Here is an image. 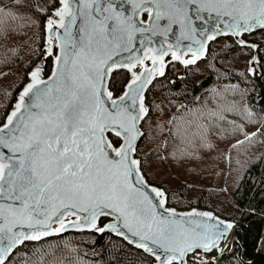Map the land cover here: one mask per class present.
Wrapping results in <instances>:
<instances>
[{
  "label": "snow or ice",
  "instance_id": "snow-or-ice-1",
  "mask_svg": "<svg viewBox=\"0 0 264 264\" xmlns=\"http://www.w3.org/2000/svg\"><path fill=\"white\" fill-rule=\"evenodd\" d=\"M59 3L62 9L55 15L65 38L53 29L57 21L49 19L47 23L53 38L61 41L62 54L57 57L56 71L47 81L38 79L39 70L32 72L33 82L24 88L14 109L0 121V264H5L25 241L65 230L66 215L77 216V220L95 227L99 217L112 212L117 213V223L107 228L153 257L155 264H214L216 258L210 260L208 254L220 249L219 241H227L233 225L191 218L216 219L211 213L185 214L188 218L184 220L177 219L174 209H165L168 216L158 215L157 203H153L145 188L150 187L155 193L161 208L164 192L147 185L140 171L141 162L132 158L133 142L143 135L137 122L148 114L143 93L151 83L152 70L133 73V79L119 97L113 98L104 85L114 67H127L131 71L136 66L123 60L117 62L115 57L121 52H133L137 33L155 34L157 27H163L166 34L171 23L191 28V10L195 19H203L201 13L227 18L230 21L226 23L227 29L239 36L264 29V0H59ZM125 5H130V12ZM141 14H147V21L139 19ZM77 19L82 21L81 35L72 38L71 29ZM162 19L169 24L155 23ZM150 21L153 23L148 28L139 26ZM164 54L161 51V59ZM172 56L180 59L175 52ZM147 58L155 64L153 57ZM126 59L143 64L138 56ZM112 135L122 139L119 148L109 139ZM110 150L118 160L110 159ZM53 222L60 224V228L52 229ZM25 228L28 230H21Z\"/></svg>",
  "mask_w": 264,
  "mask_h": 264
},
{
  "label": "trees",
  "instance_id": "trees-1",
  "mask_svg": "<svg viewBox=\"0 0 264 264\" xmlns=\"http://www.w3.org/2000/svg\"><path fill=\"white\" fill-rule=\"evenodd\" d=\"M58 3L43 10L36 0H0V121L35 66L42 64L45 77L51 71L55 51L47 49L45 24ZM243 39L256 47L221 37L204 58L171 63L153 80L134 153L168 208L207 210L236 223L229 251L216 264H264V30ZM129 78L126 70L111 74L113 96ZM106 220L96 230L25 242L5 264H155L119 236L98 231Z\"/></svg>",
  "mask_w": 264,
  "mask_h": 264
},
{
  "label": "water",
  "instance_id": "water-1",
  "mask_svg": "<svg viewBox=\"0 0 264 264\" xmlns=\"http://www.w3.org/2000/svg\"><path fill=\"white\" fill-rule=\"evenodd\" d=\"M125 8L128 9L129 12L131 11L130 5H125ZM59 9H62V5L60 3H58V6L52 10L53 16L50 15L47 18V20H46L45 35H46V41H47V49L48 50L51 49V53L55 51V55L53 57V64H52V68H51L50 73L45 77L43 75V69H41L40 75L38 77V79H40V80L47 81L49 79V77L52 76V74L56 71V68H57V64H56L57 57L61 56V54H62L61 53V49L59 47L60 42H61L60 39L53 38V33L49 32L48 31V27H47L48 20L49 19L53 20L55 12L57 10H59ZM189 15L193 17L191 28H189L187 26H182L179 23H171L170 30L167 31L166 34L163 31V27H157L154 30L155 34L153 33V31H148V32H145V33H142V34L141 33H137L136 34V39L134 41L135 48L133 49V52L132 53L121 52L119 56L115 57L117 62L123 60L125 63H135L136 66L133 67L131 71H129V69L127 67H114L111 70V72L109 73L108 78H107V80L105 82V85H104L105 90L106 91H110L109 87H108L109 81H110V77H111V74L114 71H116V70H126L128 72H133L134 70L140 68L138 71H135V73L137 75H139L141 73H144L145 69H150V70H152V74H151V83H152L155 78H157L158 76H161V72H163V74L165 73L168 65H170L171 63H178V64H181V65H188V64H193V63H184V61L195 60V62H197L198 60L204 58L206 53H207L208 45L213 40L219 39L221 37H231V38L234 39V41L239 46H252L251 43H249V42H247V41H245L243 39V35L244 34H251V33H255V32L264 30V29H257V30H255L253 32H244L241 35L236 36V35H232L231 32L227 29L226 23H230V21L227 18L218 17L215 13H211V14H209V13H201V15L204 18L203 19H195V12L191 11V10L189 11ZM139 19L147 21V19H148L147 14H141ZM222 20L224 22H222ZM58 22H59V17H58L57 24L53 25V29L55 30V32L59 33L61 38H65L64 37V29L59 28V23ZM65 23H67V17L65 18ZM151 23H153V22L150 21L148 23H145V24L139 25V26L148 28ZM155 23L160 25V26H164V25L169 24V21L162 19V20H159V21H155ZM81 24H82V21L80 19H77L76 24L71 29L72 38L80 37V35H81V32H80ZM192 29H194V31ZM211 36H215V38L214 39L208 38V37H211ZM141 41H143V44H141ZM240 41H244L245 44L242 45L240 43ZM161 51L166 53V54L163 55L162 59L160 58ZM173 52H175L176 55L180 57V59H173V56H172ZM130 55L138 56L141 60H143V64H140V63H138L136 61H128L126 58L128 56H130ZM147 57H153L155 59V64H153V60L152 59H149ZM254 58L256 59V57H254ZM37 70H39V68H36V66H35L30 71L29 80L23 85L21 90L18 92L16 101L14 103V106L17 103L18 98H19L20 94L23 92L24 88L28 84L33 82L32 77H31V73L35 72ZM132 79H133V77H130L128 82H127V84ZM151 83L148 84L146 86V88H145V91L143 93L144 98H145V94H146L149 86L151 85ZM126 85H125V88H124L123 92L126 90ZM123 92L119 96L123 95ZM119 96H117V97H119ZM113 98H115V96H113ZM14 106L11 109V111L14 109ZM144 107H145V105H144ZM143 119L137 122V128L141 132H142V130H141V122L143 121ZM140 139H141V136L139 138H137L133 142L135 149H136V146L139 143ZM121 143H122V139H120V143L117 146H115V145H113V146L115 148H119ZM134 153H135V151L132 153V158L136 159L134 157ZM110 159L118 160L119 158L115 155V152H112L110 150ZM144 179H145V177H144ZM145 181H146L147 185H149L151 187H156V188L162 190L161 188H159V187H157L155 185L149 184L146 179H145ZM145 191L148 193L149 197L152 198L153 203H157V214L158 215L168 216L169 213L166 212L165 209H172V208H168L166 206V195H165V193H164V205H163V208H161L158 205L159 198L156 197L155 193L151 192L150 187L149 188H145ZM174 210H175V212L177 214V219H180V220H184V219L188 218L185 214L197 212V213H211L212 216L214 218H216V219L208 220L207 217H199V216L191 217L192 219L207 220L208 223H216L218 221H223L225 225L228 224V223H231L233 225V228L228 231L227 240L229 239V236L235 230V227H236V223L235 222L221 219L220 217H218L214 213H212L210 211H207V210H200V209H192V210H189V211H178L176 209H174ZM108 211H111V210H108ZM78 215L83 216V215H86V214L85 213H78ZM116 217H117V213H115V212H112V214L108 215V216H101V217H99L97 219L95 227H92L91 225H86L81 220H77V216L66 215V216L63 217L64 224H65V230H61L57 234L43 236L42 239L43 238L53 237V236H56V235L69 233V232H81V231L96 230L98 228V221L101 218H107L106 222L102 226V228L106 229L104 232H111L114 235L118 236L115 231H112V230L107 228L108 225H110L112 223H117ZM73 224H79L80 226L79 227H74V226H72ZM119 226L120 225L118 224V227ZM51 228L52 229L60 228V224L53 222L51 224ZM21 230L27 231L28 229L25 228V229H21ZM121 230L124 231L125 234H129L127 232V229L121 228ZM119 237L122 238L123 240H125L122 236H119ZM31 241H38V240H29V241H25V242H31ZM126 242L128 243V241H126ZM222 242H224V241L223 240L219 241V245Z\"/></svg>",
  "mask_w": 264,
  "mask_h": 264
},
{
  "label": "rangeland",
  "instance_id": "rangeland-1",
  "mask_svg": "<svg viewBox=\"0 0 264 264\" xmlns=\"http://www.w3.org/2000/svg\"><path fill=\"white\" fill-rule=\"evenodd\" d=\"M37 1V4H38V6H39V8L40 9H43V10H46V9H48L50 6H51V4H52V0H36ZM51 16H53V14H51ZM254 63L256 62V59L255 58H253V60H252ZM36 68H39V75H40V71H41V69H42V64H38L37 66H36ZM140 69V68H139ZM139 69H136V70H134L133 72H128L129 73V75H130V77H133V73H135V71H138ZM119 140V143H120V139H118ZM235 231V230H234ZM234 231L231 233V235L229 236V239L227 240V242H226V248H228V247H230L231 246V241H232V239L234 238V236H235V233H234ZM223 248V245H220V249H222ZM220 249H216V250H214V251H216L217 253H218V251H220ZM213 253V252H212ZM212 253H210V254H212ZM215 253V252H214ZM217 262V261H216ZM216 262H214V264H216Z\"/></svg>",
  "mask_w": 264,
  "mask_h": 264
},
{
  "label": "built area",
  "instance_id": "built-area-1",
  "mask_svg": "<svg viewBox=\"0 0 264 264\" xmlns=\"http://www.w3.org/2000/svg\"><path fill=\"white\" fill-rule=\"evenodd\" d=\"M227 242V241H226ZM226 242L224 241V242H222L220 245H223V251L221 252V251H218V253L217 252H215V253H212V254H208V256H209V259L211 260V257H215L216 259H215V262L218 260V258L223 254V253H226L227 251H229V247L228 248H226L225 246H226ZM190 259V258H189Z\"/></svg>",
  "mask_w": 264,
  "mask_h": 264
},
{
  "label": "bare ground",
  "instance_id": "bare-ground-1",
  "mask_svg": "<svg viewBox=\"0 0 264 264\" xmlns=\"http://www.w3.org/2000/svg\"><path fill=\"white\" fill-rule=\"evenodd\" d=\"M53 20L58 21V17L56 15H54Z\"/></svg>",
  "mask_w": 264,
  "mask_h": 264
}]
</instances>
